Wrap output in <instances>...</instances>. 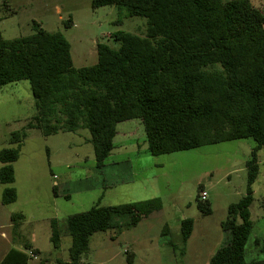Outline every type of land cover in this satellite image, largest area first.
<instances>
[{
    "label": "trees",
    "instance_id": "obj_1",
    "mask_svg": "<svg viewBox=\"0 0 264 264\" xmlns=\"http://www.w3.org/2000/svg\"><path fill=\"white\" fill-rule=\"evenodd\" d=\"M106 6L145 19V32L115 33L111 37L118 48L98 44L97 61L89 67L74 68L63 35L36 23L30 35L0 37V88L27 81L33 98L35 115L25 129L44 137L86 130L97 168L114 148L117 125L131 120L143 125L151 156L252 139L245 195L229 205L220 225L227 242L209 264H264L246 262L244 256L252 229L248 208L259 172L258 153L264 152V14L250 0L91 1L92 9ZM25 137L24 129L12 132L9 144L14 147L0 150L3 185L14 182L12 164ZM15 200V190L5 188L1 204ZM160 208L158 199L114 207L98 201L88 211L67 217L62 229L52 219L50 243L57 249L60 235L69 236L68 261L62 264H81L93 233L119 229L114 220L122 217H127V226H135ZM198 208L210 212L207 205ZM10 220L15 225L23 216L12 214ZM192 224L191 219L180 222L182 254ZM4 260L23 264L27 258L11 250Z\"/></svg>",
    "mask_w": 264,
    "mask_h": 264
},
{
    "label": "rangeland",
    "instance_id": "obj_2",
    "mask_svg": "<svg viewBox=\"0 0 264 264\" xmlns=\"http://www.w3.org/2000/svg\"><path fill=\"white\" fill-rule=\"evenodd\" d=\"M91 1L0 0V37L30 35L36 23L47 32L61 33L69 43L72 66L81 68L96 63L98 44L118 48L111 37L115 33L144 35L145 19L128 17L115 6L92 9ZM250 1L264 14V0ZM34 115L27 81L0 88V150L14 147L9 144L12 132L24 129L26 133L18 160L12 164L14 182L0 183V202L5 188H13L16 194L12 204L0 203V264H6L11 250L27 258L23 264L67 262L70 238L62 233L59 248H53L50 221L57 220L62 229L67 217L88 211L98 201L103 207H114L158 199L161 208L135 226H127V217H122L114 220L119 229L93 233L81 264H209L227 242L220 225L229 205L245 195V162L255 146L252 139L151 156L143 125L131 120L117 125L114 148L97 168L86 130L44 137L25 129ZM258 164L248 208L252 229L244 250L246 262L264 261L262 151ZM198 204L207 205L209 214H203ZM12 214H21L23 220L9 227ZM184 219L193 224L182 254L180 222Z\"/></svg>",
    "mask_w": 264,
    "mask_h": 264
},
{
    "label": "built area",
    "instance_id": "obj_3",
    "mask_svg": "<svg viewBox=\"0 0 264 264\" xmlns=\"http://www.w3.org/2000/svg\"><path fill=\"white\" fill-rule=\"evenodd\" d=\"M200 197H201V200H205V195L203 193H201Z\"/></svg>",
    "mask_w": 264,
    "mask_h": 264
},
{
    "label": "crops",
    "instance_id": "obj_4",
    "mask_svg": "<svg viewBox=\"0 0 264 264\" xmlns=\"http://www.w3.org/2000/svg\"><path fill=\"white\" fill-rule=\"evenodd\" d=\"M0 203H1V202H0ZM8 221H9V223H10V226H9V227L14 226V225L11 223V221H10V216H8Z\"/></svg>",
    "mask_w": 264,
    "mask_h": 264
}]
</instances>
